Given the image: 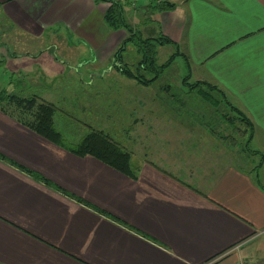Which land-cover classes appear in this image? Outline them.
<instances>
[{
  "label": "crops",
  "instance_id": "obj_1",
  "mask_svg": "<svg viewBox=\"0 0 264 264\" xmlns=\"http://www.w3.org/2000/svg\"><path fill=\"white\" fill-rule=\"evenodd\" d=\"M124 1L135 13L151 2ZM173 2L150 12L172 41L160 47L183 53L191 77L217 86L252 121L251 142L264 140V0ZM106 11L104 0H0L1 14L23 30L60 24L99 54L125 35L105 25ZM0 154L21 166L0 158V264H264V156L257 170L210 164L185 174L169 156L142 152L132 176L2 110Z\"/></svg>",
  "mask_w": 264,
  "mask_h": 264
},
{
  "label": "rangeland",
  "instance_id": "obj_2",
  "mask_svg": "<svg viewBox=\"0 0 264 264\" xmlns=\"http://www.w3.org/2000/svg\"><path fill=\"white\" fill-rule=\"evenodd\" d=\"M114 1L123 5L133 31L146 39L159 35L155 15L150 13L153 5L175 0H151L141 13L133 12L130 2ZM104 2L107 10L113 4ZM103 22L107 25L105 19ZM73 32L58 24L35 35L0 12V93L36 95L54 103L59 109L56 127L67 140L76 143L91 130L102 131L131 152L132 163L144 158L142 152L163 154L177 162L185 174L188 170L193 174L210 164L250 170L260 162L261 156L250 150L264 149L262 134L247 148L249 128L219 92L207 87L210 83L191 77L178 56L172 59L177 52L172 46L157 44V63L169 65L156 79L139 69L143 55L134 42L126 46L124 63L139 79L150 80V85H144L115 66L114 54L130 36L125 29L120 31L125 34L121 42L102 54L80 42ZM7 105L13 107L15 116H31L25 108ZM166 135H171L174 143L164 142ZM186 139L191 142H184Z\"/></svg>",
  "mask_w": 264,
  "mask_h": 264
},
{
  "label": "trees",
  "instance_id": "obj_3",
  "mask_svg": "<svg viewBox=\"0 0 264 264\" xmlns=\"http://www.w3.org/2000/svg\"><path fill=\"white\" fill-rule=\"evenodd\" d=\"M107 1H111L113 3L105 13V20L107 22V26L112 29L123 28L127 31V33L130 34L129 37L122 41L117 52L114 54L116 60L115 66L118 68V71L128 76L133 75L131 69L126 65V63H124L123 54L126 49V46L129 43L134 42L137 49L143 55L142 61H140L139 69L152 73V75L154 76L153 79H156L159 74L162 73L164 69L169 65V62L163 64L157 63V44L165 45L172 43V41L168 38L163 37V35H158L157 37L153 36L152 38L146 39L142 38L139 33L133 31L132 27L126 21L123 5L119 1ZM175 5L176 4L174 2L159 1L158 3L153 5L152 10L161 12L164 10L172 9L173 7H175ZM182 54L183 53L177 50V52L174 53V55H172L171 57L173 59L174 56H184ZM184 59L186 62L185 64L187 65V58L184 57ZM133 76L139 79V76ZM139 80L143 82L144 85L151 84L150 80ZM198 85H200V83H198ZM207 87L213 91H217V93L219 92L223 99H226L227 106L230 108V110L237 115L241 123H243L246 127L249 128V137L246 142V147L249 148L254 135V127L252 121L239 108L235 107L230 101H228L225 93L220 90L217 86L209 84L207 85ZM7 103H13L17 105L19 109L16 106L15 107L18 110L25 108L27 112H30L31 116L29 115L28 118H25L24 116L23 118H20V116L18 117V115L15 116L13 113H11V111H13V107L7 105ZM0 110H2L4 113L14 116L17 121L32 129L45 139L63 148L64 150H67L81 157L91 155L106 163L107 165L133 176L131 152L126 150L123 146H121V144H119L108 134H105L102 131L98 130H91L88 134H86L76 143L67 140L56 127V116L59 112V109L52 102L46 101L40 97H37L36 95L30 97H19L15 94L8 95L7 93L1 92ZM234 122V119L230 121L231 124H234ZM250 152L252 154H259L261 156L260 162L253 168V170H257L263 163V154L260 151L253 149H251ZM0 158L6 160L14 166L21 168V166L15 163V161L7 159L2 154H0ZM26 172L31 174L33 177L43 181V183H45L49 187L52 186V188L62 193L70 195L73 199L77 200L78 202H85L83 199L71 195V193H68L65 189L56 185L49 179L42 177L37 172H34L27 168Z\"/></svg>",
  "mask_w": 264,
  "mask_h": 264
},
{
  "label": "built area",
  "instance_id": "obj_4",
  "mask_svg": "<svg viewBox=\"0 0 264 264\" xmlns=\"http://www.w3.org/2000/svg\"><path fill=\"white\" fill-rule=\"evenodd\" d=\"M235 264H249V263L245 260H239Z\"/></svg>",
  "mask_w": 264,
  "mask_h": 264
}]
</instances>
